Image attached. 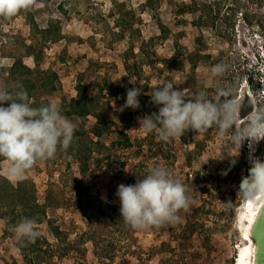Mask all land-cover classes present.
Listing matches in <instances>:
<instances>
[{
    "label": "rangeland",
    "instance_id": "rangeland-1",
    "mask_svg": "<svg viewBox=\"0 0 264 264\" xmlns=\"http://www.w3.org/2000/svg\"><path fill=\"white\" fill-rule=\"evenodd\" d=\"M194 1L197 11L180 12L182 5ZM211 1L152 0L150 5L148 0H34L21 14L0 17V86L8 89L9 67L22 57L37 83L31 102L39 101L40 106L55 102L64 115L63 107L76 95L81 80L114 122L112 130L100 138L106 147L92 153L85 174L75 157L56 153L54 158L38 161L23 178L36 184L39 202L47 205V216L63 231L65 241L59 245L46 221L36 225L37 230L59 253L71 246L69 253L55 255L52 263L170 264L174 258L177 264H239L247 244L244 227L253 208L240 188L250 168L247 142L225 175L222 170L229 168V156L238 151L230 134L221 139L215 128L201 134L189 130L164 142L139 124V118L158 112L149 93L167 82L189 92L205 89L210 99L217 98V87H232L235 93L239 85L241 123L256 108H248L247 97L253 104L264 103V0H219L214 25L203 18L208 15L204 6ZM50 24L63 38H47L43 29ZM128 56L129 63L138 65L131 73L126 68ZM221 62L229 65L228 70L212 77L211 68ZM45 80H53L55 90L41 86ZM107 83L117 96L106 88L101 91ZM250 86L258 90L259 100ZM133 87H142L140 108L125 109L132 113L131 126L125 128L119 108ZM65 117L82 126L80 118ZM121 131L133 145L109 148ZM255 148L254 155L264 159V140ZM97 157H102L100 165L94 164ZM156 165L168 168L187 186L191 204L177 213L178 223L132 229L120 215L117 188L136 183ZM10 167L11 161L0 157V174L15 185L19 180L8 175ZM100 201L103 207H117L113 220L98 216L92 222L84 214L83 207ZM192 221L193 233L188 228ZM6 227L7 220L0 218V264L22 262L17 248L20 238L14 232L6 237ZM99 233L104 241L97 246L92 237Z\"/></svg>",
    "mask_w": 264,
    "mask_h": 264
},
{
    "label": "clouds",
    "instance_id": "clouds-1",
    "mask_svg": "<svg viewBox=\"0 0 264 264\" xmlns=\"http://www.w3.org/2000/svg\"><path fill=\"white\" fill-rule=\"evenodd\" d=\"M33 2L0 0V17L10 19L21 10L29 9ZM228 68L224 62L217 63L211 68V76H223ZM174 84L177 83L167 82L152 88L149 95L158 112L139 118L140 128L147 133L155 132L164 142H171L189 130L201 134L215 128L221 139L230 134L231 143L238 146V151L229 156V168L222 170L225 175L235 166L239 149L247 142L250 168L240 187L247 200L264 199V159L254 155L255 145L264 140V103L249 112L241 123L242 101L234 94V88L217 87V98L212 100L205 89L189 92L174 88ZM141 94L142 87L129 88L119 111L139 109ZM6 102H10L8 106H4ZM77 129L78 123L62 115L55 102L34 107L22 86L15 92L0 86V157L11 161L9 176L22 180L38 161L54 158L58 149L67 150ZM116 196L120 201V215L132 229L178 223L177 213L186 211L191 204L187 186L160 165L151 167L134 184H120ZM11 230L30 243H35L40 236L33 219L24 218Z\"/></svg>",
    "mask_w": 264,
    "mask_h": 264
},
{
    "label": "trees",
    "instance_id": "trees-1",
    "mask_svg": "<svg viewBox=\"0 0 264 264\" xmlns=\"http://www.w3.org/2000/svg\"><path fill=\"white\" fill-rule=\"evenodd\" d=\"M151 5L152 0H148ZM197 2H193L191 4H185L180 7L181 13H188L197 11L196 8ZM217 7L215 8V6ZM219 0H212L209 5H205L204 7L208 8V15L206 17L200 16L201 18L208 19L212 25L215 24V21L220 13L219 8ZM22 11V10H21ZM19 12L20 14L22 12ZM244 13H242L243 15ZM246 20L250 21L247 15H245ZM203 23V22H202ZM44 34L48 39L56 40L63 38L60 30L51 29V24L48 27L43 29ZM133 50V47H131ZM39 59V56L37 57ZM130 57L128 56V60L126 58V68L130 73L132 72V68L138 67L137 62L129 63ZM137 70V69H136ZM9 87L8 90L15 92L18 90V86H22V88L27 92L29 100L34 96L35 90L37 88V83L31 77L33 73V69L24 63L22 57H16L12 65L9 67ZM41 86L47 88V90L53 91L55 90V85L53 80H45L42 82ZM238 86L235 87V95H237ZM251 87V90L256 95V101L259 100V92L255 87ZM108 92L117 96L118 92H116L111 85L108 83L101 87V91L104 92L106 89ZM88 88L85 83L81 80L76 85V95L70 99L68 103L63 107V114L68 117H77L82 120V126L78 127L74 134V141L72 145L67 150L58 149L57 153H64L75 157L80 162V169L83 174L87 172L88 167L90 166V160L92 157V153L94 151L101 152L102 149L106 147L104 142L101 141V137L104 133L110 132L113 127V120H111L108 116L103 113V103H101L98 99H94L89 96ZM213 98L212 100H215ZM246 102L249 104V109H253V106H259V101L256 104H253L251 100L247 97ZM34 107H39L41 102L34 101L31 102ZM90 116L95 118L91 119ZM132 113L129 111H122V122L125 124V128L131 126ZM129 120V121H128ZM86 126V127H83ZM94 137H92V135ZM188 142V141H186ZM132 141L130 136L125 132L121 131L117 139L111 142L109 148H128L131 147ZM102 163V157H97L95 159L94 164L100 165ZM241 188V187H240ZM242 190V189H241ZM37 186L36 184L29 179L19 180L17 184H13L10 179L4 177L0 174V218H4L7 220V227L4 230V235L6 237L13 236L12 226L19 223L24 218L33 219L36 222V225L41 224L46 221L50 227L52 228V232L56 239H58L59 245H63V241H65V237L62 236L63 231L60 229L58 225L54 224V221L47 216L45 203H41L37 197ZM48 200H50L48 196ZM117 211V207L113 205H107L103 207L102 202H98L95 206L89 205L83 207L84 214L90 219L92 222L95 221L94 218L100 217L103 220H113L112 212ZM195 217V214H194ZM169 226L170 224H165ZM188 228L193 233L195 230V222L192 221L188 223ZM96 234V233H95ZM103 233L97 234L98 237H92L94 243L99 246L101 241H104L102 238ZM17 248L20 250L23 261L19 262L17 260H13L12 262L5 261L2 264H54L52 263V259L55 255L63 256L70 252L71 246L67 247L65 252H58V249L55 248L54 244L51 243L48 238L40 234L39 238L35 241V243H30L26 239H21L17 243ZM81 247L77 248L79 250ZM175 251V250H173ZM107 254V251H105ZM109 253V252H108ZM110 255V253L108 254ZM185 256L183 257V259ZM178 261L174 258L171 260L170 264H177ZM76 264H87L85 261H79Z\"/></svg>",
    "mask_w": 264,
    "mask_h": 264
},
{
    "label": "bare ground",
    "instance_id": "bare-ground-1",
    "mask_svg": "<svg viewBox=\"0 0 264 264\" xmlns=\"http://www.w3.org/2000/svg\"><path fill=\"white\" fill-rule=\"evenodd\" d=\"M257 199L258 202L247 201V205L249 204V206L250 207L253 206V208L250 210L248 214V222L244 227L245 240L247 241V244L245 246L246 251L243 252L242 257L238 260L239 264H254L256 244L251 237V229L257 215L259 214L260 208L264 203V199H259V198Z\"/></svg>",
    "mask_w": 264,
    "mask_h": 264
},
{
    "label": "water",
    "instance_id": "water-1",
    "mask_svg": "<svg viewBox=\"0 0 264 264\" xmlns=\"http://www.w3.org/2000/svg\"><path fill=\"white\" fill-rule=\"evenodd\" d=\"M251 237L256 244L254 264H264V203L252 225Z\"/></svg>",
    "mask_w": 264,
    "mask_h": 264
}]
</instances>
